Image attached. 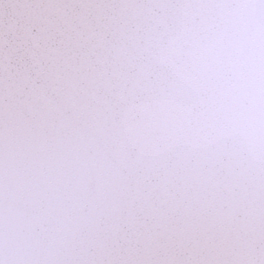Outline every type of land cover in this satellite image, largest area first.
<instances>
[{"label": "snow or ice", "instance_id": "6c2138e0", "mask_svg": "<svg viewBox=\"0 0 264 264\" xmlns=\"http://www.w3.org/2000/svg\"><path fill=\"white\" fill-rule=\"evenodd\" d=\"M0 264H264V0H0Z\"/></svg>", "mask_w": 264, "mask_h": 264}]
</instances>
